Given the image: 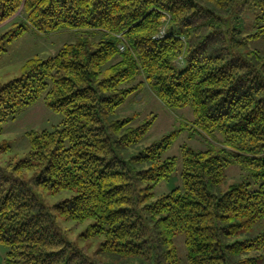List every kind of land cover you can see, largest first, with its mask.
<instances>
[{
	"label": "trees",
	"instance_id": "16d2710c",
	"mask_svg": "<svg viewBox=\"0 0 264 264\" xmlns=\"http://www.w3.org/2000/svg\"><path fill=\"white\" fill-rule=\"evenodd\" d=\"M250 10L264 20V0H0V24L22 15L1 32L0 58L31 29L80 34L0 82V134L41 98L62 115L52 130L26 133L24 159H0L4 264H178L179 233L187 264L256 263L244 254L264 246V233L229 242L264 221V53L246 49L264 28L242 35L229 24ZM146 86L170 110L190 106L193 127L231 150L183 144L181 185L154 200L152 187L177 168L163 155L178 132L141 147L152 121L117 117ZM8 150L0 140V155ZM231 163L259 187L243 180L220 192ZM45 191L72 194L47 204ZM88 220L85 238L104 239L94 254L62 226Z\"/></svg>",
	"mask_w": 264,
	"mask_h": 264
},
{
	"label": "rangeland",
	"instance_id": "374dc122",
	"mask_svg": "<svg viewBox=\"0 0 264 264\" xmlns=\"http://www.w3.org/2000/svg\"><path fill=\"white\" fill-rule=\"evenodd\" d=\"M12 18L18 20L22 18V15L18 12ZM13 20L0 24V35ZM229 24L231 27L237 28L242 35H252L260 28H264V20L257 19V12L251 10L246 11L240 17L229 18ZM79 35L75 30L69 29L47 34H41L31 29L10 44H5L7 51L0 58V82L4 83L19 76L21 66L27 58L35 54L41 58L53 56L63 44L76 41ZM246 49L259 50L264 53V34L251 38ZM133 115L135 116L134 126L152 121L147 135L140 144L141 147L150 145L172 131L178 132L176 140L163 155V158L176 157L177 168L168 181H161L152 187L153 200L181 185V146L183 144L195 150H207L215 147L231 151L221 143L222 136L220 134L215 133L212 137H209L201 130L193 127L194 114L190 106L170 110L162 104L147 86L130 95L117 110L118 118ZM61 120L62 115L50 110L42 98L21 109L13 119H9L2 125L0 140L5 139L8 142L9 150L0 155L1 161L16 162L24 159L29 152V141L26 133L29 131L52 130L60 125ZM247 174V169L237 163H231L225 169V178L219 186L220 192L226 191L230 184L243 180L248 182L252 189L258 188L259 184L254 179L247 178ZM29 175L27 174V177ZM71 194L70 191H62L57 194H50L45 191L43 199L47 204H53L59 199L69 197ZM90 222V220L82 223L66 221L62 223V226L67 230L69 240L80 247H85L90 254H94L97 252L99 243L104 239L103 237L85 238L86 227ZM262 233H264V221L256 223L250 230L240 231L229 242L254 240ZM173 240L177 251L178 264H187L184 235L179 233ZM5 251V247L0 245V264H4ZM244 257L256 258L255 264H264V246L244 254ZM98 258L105 260L103 256H98Z\"/></svg>",
	"mask_w": 264,
	"mask_h": 264
},
{
	"label": "built area",
	"instance_id": "2783aa9c",
	"mask_svg": "<svg viewBox=\"0 0 264 264\" xmlns=\"http://www.w3.org/2000/svg\"><path fill=\"white\" fill-rule=\"evenodd\" d=\"M164 35H165V31H164V29H162V30L156 35V37L159 38V37H162V36H164ZM123 48H124V46L121 45V46H120V49L123 50ZM181 63H182L181 58H179V61H177V65H178V66L181 65Z\"/></svg>",
	"mask_w": 264,
	"mask_h": 264
}]
</instances>
